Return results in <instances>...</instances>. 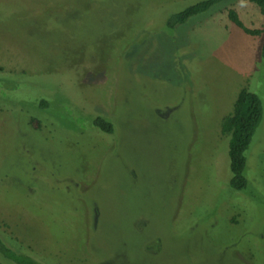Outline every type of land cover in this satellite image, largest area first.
<instances>
[{
  "label": "rangeland",
  "instance_id": "374dc122",
  "mask_svg": "<svg viewBox=\"0 0 264 264\" xmlns=\"http://www.w3.org/2000/svg\"><path fill=\"white\" fill-rule=\"evenodd\" d=\"M198 1L0 0L11 249L40 264H264V58L225 10L166 28ZM226 7L264 27L248 0ZM242 88L263 118L236 192L220 124Z\"/></svg>",
  "mask_w": 264,
  "mask_h": 264
},
{
  "label": "trees",
  "instance_id": "16d2710c",
  "mask_svg": "<svg viewBox=\"0 0 264 264\" xmlns=\"http://www.w3.org/2000/svg\"><path fill=\"white\" fill-rule=\"evenodd\" d=\"M232 0H201L192 3L182 10L170 14L166 19V28L173 30L176 27L186 23L190 18L205 12L226 11L229 22L243 32L245 35L257 37V59L264 58V27L260 29H251L244 25L237 12L226 7ZM254 4L260 14L264 17V0H248ZM39 107L45 108L46 102L39 101ZM263 106L261 99L255 93L242 88L237 93L233 102L232 111L225 116L220 124V132L227 136L228 160H229V187L236 192H243L248 187L247 180V150L250 146L252 137L256 129L262 122ZM92 126L105 133H113V125L97 116L92 121ZM0 256L10 261L12 264H40L28 255H24L11 249L0 237Z\"/></svg>",
  "mask_w": 264,
  "mask_h": 264
}]
</instances>
